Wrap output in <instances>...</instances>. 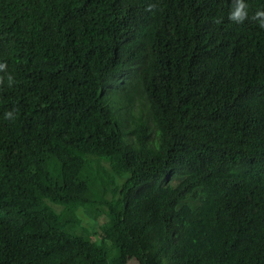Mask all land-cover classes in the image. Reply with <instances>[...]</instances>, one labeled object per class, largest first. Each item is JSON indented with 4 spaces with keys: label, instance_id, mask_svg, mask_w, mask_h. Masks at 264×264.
<instances>
[{
    "label": "trees",
    "instance_id": "16d2710c",
    "mask_svg": "<svg viewBox=\"0 0 264 264\" xmlns=\"http://www.w3.org/2000/svg\"><path fill=\"white\" fill-rule=\"evenodd\" d=\"M230 2L0 0L17 80L0 87V264H264V29ZM133 65L152 126L127 130L110 86ZM105 192L93 239L77 213Z\"/></svg>",
    "mask_w": 264,
    "mask_h": 264
},
{
    "label": "rangeland",
    "instance_id": "374dc122",
    "mask_svg": "<svg viewBox=\"0 0 264 264\" xmlns=\"http://www.w3.org/2000/svg\"><path fill=\"white\" fill-rule=\"evenodd\" d=\"M137 65V64H136ZM133 65L124 74L117 77V80L110 86L116 91L117 103L116 107L120 111L121 117L124 119L125 128L128 130L134 126L135 121L141 118L145 122H150V114H148V102L144 96L141 85L138 79L137 66ZM110 94V92H109ZM152 126V123L150 122ZM153 131V129H152ZM153 137L156 139L157 134L153 131ZM102 165L109 171V167L102 161ZM116 181L121 182V178L116 176ZM100 202L92 204V206L82 207L77 215L81 219V225L78 227V232L91 234L93 239H96L100 233V226L106 221V216L101 214L103 198H108L109 193H101L99 196ZM94 200V198H92ZM58 212L62 211V207L54 206ZM96 214V216H95ZM113 253V252H112ZM128 264H138L136 259H132Z\"/></svg>",
    "mask_w": 264,
    "mask_h": 264
},
{
    "label": "clouds",
    "instance_id": "9594fccd",
    "mask_svg": "<svg viewBox=\"0 0 264 264\" xmlns=\"http://www.w3.org/2000/svg\"><path fill=\"white\" fill-rule=\"evenodd\" d=\"M154 7H155L154 4H150L148 10H152ZM248 9H249V5L246 3V0H231L230 9L227 14V19L236 24H242L246 20L251 19L252 21L257 23L259 28L264 29V9L256 10L251 17H249ZM215 23L221 24L222 18H217L215 20ZM116 80L117 78L114 80V82ZM16 83L17 80L14 74L8 71L7 63L0 62V87L6 85L8 88H13L16 85ZM18 117H19V110L16 107H13L9 110H5L3 113V119L6 121L15 122L18 119Z\"/></svg>",
    "mask_w": 264,
    "mask_h": 264
}]
</instances>
